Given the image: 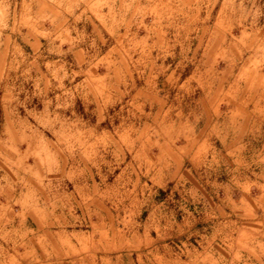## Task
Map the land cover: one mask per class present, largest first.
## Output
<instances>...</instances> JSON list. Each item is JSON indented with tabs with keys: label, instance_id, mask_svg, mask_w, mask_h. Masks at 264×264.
<instances>
[{
	"label": "rangeland",
	"instance_id": "1",
	"mask_svg": "<svg viewBox=\"0 0 264 264\" xmlns=\"http://www.w3.org/2000/svg\"><path fill=\"white\" fill-rule=\"evenodd\" d=\"M0 264H264V0H0Z\"/></svg>",
	"mask_w": 264,
	"mask_h": 264
},
{
	"label": "crops",
	"instance_id": "2",
	"mask_svg": "<svg viewBox=\"0 0 264 264\" xmlns=\"http://www.w3.org/2000/svg\"><path fill=\"white\" fill-rule=\"evenodd\" d=\"M194 145H192V143H188L187 147H182L181 151L183 152V154L185 155H177L175 157H172L176 166H172V168H170V164L169 163H164L162 165H160V174H156V182H164L165 180H173L176 177V172H175V167H179L180 164H183L182 161H184V158L190 159L192 160L194 158L195 155H193L195 152H197L198 150H201L203 147H193ZM162 149L166 150L167 152H174V149L176 150L177 148L179 149L180 147H161ZM138 153H141V147L138 150ZM148 171H150L151 169H153L156 165V163L153 162V159H151L150 162H148Z\"/></svg>",
	"mask_w": 264,
	"mask_h": 264
}]
</instances>
